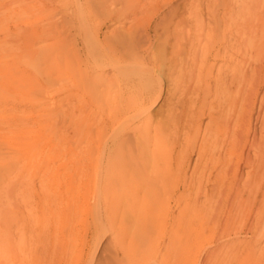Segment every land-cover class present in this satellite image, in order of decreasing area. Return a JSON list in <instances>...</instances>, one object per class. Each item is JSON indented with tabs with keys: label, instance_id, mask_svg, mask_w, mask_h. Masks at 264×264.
<instances>
[{
	"label": "rangeland",
	"instance_id": "1",
	"mask_svg": "<svg viewBox=\"0 0 264 264\" xmlns=\"http://www.w3.org/2000/svg\"><path fill=\"white\" fill-rule=\"evenodd\" d=\"M100 1L108 2L110 12L99 17ZM110 1L115 6H109ZM213 2L139 0L137 7H141L134 10L123 0H0V201L5 206L7 192L11 191L12 264H90L92 257V262L104 264L110 259L114 242L124 236L128 215H141L137 207L127 213L124 202L107 188L102 166L105 161L98 156L110 137L112 140L118 134L121 140L133 142L138 134V121L122 133L119 129L115 132L112 122V115L130 91L118 90V78L110 68L97 70L101 85L94 90L83 87L75 77V66L88 75L97 74L86 59L91 37L83 36L82 26L88 23L93 32L108 38L114 32L134 36L140 45L143 43L139 52L155 58L160 70L153 83L154 97L145 105L146 113L152 115L149 135L154 139L160 131L170 134L168 117L171 109L179 107L178 101L185 99L195 107L203 98L205 83L213 85L199 66L182 67L186 56L178 50L174 38L180 32L164 33L161 18L167 19L174 10V21L182 18L192 26L191 12L196 10L206 27L213 26L208 20L212 12L219 16L231 13L251 23L252 31L264 29V0ZM136 17L140 25L133 21ZM155 24L160 33L152 38ZM166 38L169 41L164 45ZM256 51L252 47V75L248 77L252 78V98H258L252 105L249 129L260 137L264 136V127L261 119L257 120V111L264 94V50L258 60ZM190 56L189 63L193 59ZM218 65L220 73L230 77L232 67H227L228 62L217 59ZM206 121L203 116V124ZM239 164L245 180L238 190L218 189L210 195V202L204 191L198 198L204 219L209 220L205 236L211 242L210 246L201 243L191 264L203 263L206 253L215 246L219 248L220 264H264V184L256 187L251 179L245 185L251 170L245 168L243 160ZM206 182L205 190L210 187ZM170 207L176 214L173 204Z\"/></svg>",
	"mask_w": 264,
	"mask_h": 264
},
{
	"label": "bare ground",
	"instance_id": "2",
	"mask_svg": "<svg viewBox=\"0 0 264 264\" xmlns=\"http://www.w3.org/2000/svg\"><path fill=\"white\" fill-rule=\"evenodd\" d=\"M123 1L134 10L135 7H141H137L139 0ZM212 1L213 4L217 2ZM107 3L100 1V13H94L100 17L103 12L109 11ZM114 4L110 1L109 6H115ZM192 8L190 10H193ZM95 9L97 12V8ZM191 13L192 18L194 17L192 26L200 24L197 29L192 30L188 20L180 18L174 21L177 15L173 10L167 19L165 16L161 18L163 32H180L174 35V38L178 50L186 56L182 60V67L199 66V69L212 79L213 85L205 83L203 98L195 107H191L185 99L178 101L179 107L171 109L168 117L170 134L160 131L156 136H152L154 139L149 135L152 115L146 113L145 105L153 96V83L158 77L157 71L160 70L155 58L153 55L139 52L143 43L140 45L134 36L114 32L108 38L106 34L101 36L99 32H93L88 23L85 27L82 26L83 36L91 37L88 54H85L88 65L94 68L95 73L97 70L110 68L115 74L114 77L118 78V81L115 80L118 90L126 88L130 91L122 107L115 108L116 111L112 115L115 132L129 128L135 121L140 123L138 126V122H135L138 134L133 142L121 140L117 134L112 140L110 137V142L105 143L98 152L101 160L105 161L102 166L105 167L103 173L106 171L107 188L113 190L116 198L124 202L127 213L137 207L141 214L128 215L125 224L127 228L122 229L124 236L114 242L111 252L109 251L110 259L104 264H191L201 243L210 246L211 242L210 238L205 236L209 220L204 219L206 216L202 213V206L198 205L201 193L204 191L210 202V195L218 189L238 190L240 182L245 180L240 170V160H243L245 168L251 170L247 172L248 179L246 177L244 184L251 182V179H254L256 187L264 184V173H258L259 170H264V136L259 137L256 132L250 133L249 125L253 119L252 105L258 95L252 98V78L248 77L252 75V47L257 50L255 59H261L260 51L264 50V29L252 31L251 23L242 16L237 15L235 18L231 13L219 16L216 12H212L208 19L213 26L209 23L210 25L204 27L197 11L193 10ZM106 15L108 18L107 12ZM133 21L141 24L138 18ZM155 26L156 24L153 26L155 29H152V38H157L160 33H157ZM168 41L166 38L163 44ZM192 53L194 56H190ZM188 55L193 57L189 58L191 63L187 61ZM217 59L227 61V67H232L230 77L220 73L221 67L216 66ZM74 71L75 77L83 87L94 90L101 85L99 72L95 76L88 75L76 66ZM188 91L187 87L185 92ZM259 100L257 120L261 119L260 125L264 127V94ZM155 101L156 98L152 100V105ZM149 106L151 108V104ZM203 116L207 118L205 124ZM193 154L195 160L192 159ZM0 179L2 180V177ZM206 181L210 183V187L205 190ZM7 193V204L3 206L0 201V264H12L13 261L10 223L12 196L11 191ZM171 204L178 210L176 214L170 207ZM159 217L162 220L158 221ZM164 218L169 219L164 222ZM106 231H111V228ZM99 244V240L94 244L93 256ZM206 255L201 264H220L217 246L210 249ZM92 261L93 257L89 263L96 264Z\"/></svg>",
	"mask_w": 264,
	"mask_h": 264
}]
</instances>
